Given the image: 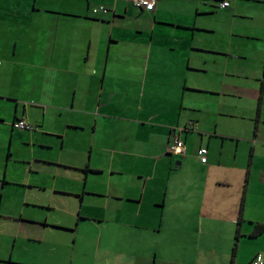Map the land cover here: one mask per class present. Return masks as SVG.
Here are the masks:
<instances>
[{
    "label": "crops",
    "instance_id": "obj_1",
    "mask_svg": "<svg viewBox=\"0 0 264 264\" xmlns=\"http://www.w3.org/2000/svg\"><path fill=\"white\" fill-rule=\"evenodd\" d=\"M221 1L157 0L149 12L132 0H0V134L11 146L25 119L33 147H67L53 163L76 175L30 191L59 199L83 235L105 234L70 264H139L140 236L165 227L194 236L196 263L264 253V0ZM175 137L185 156L168 153ZM12 257L0 250V263L20 264Z\"/></svg>",
    "mask_w": 264,
    "mask_h": 264
},
{
    "label": "rangeland",
    "instance_id": "obj_2",
    "mask_svg": "<svg viewBox=\"0 0 264 264\" xmlns=\"http://www.w3.org/2000/svg\"><path fill=\"white\" fill-rule=\"evenodd\" d=\"M20 76V72L16 73V81L20 80ZM14 77L15 74H13ZM1 81L5 85L9 82V76L4 75ZM9 93L11 92L9 91ZM4 129L7 128L4 127ZM13 133L14 140L11 146L5 130L2 135L0 134V250L3 256L6 251L13 250L12 259L20 264H70L69 259L73 254L75 255L74 259L87 260V257L89 258L90 254L92 256L95 251V245L88 244L90 241L87 240V237L93 234L99 238L101 234V242L104 243L105 234L103 231L97 234L94 229L89 232L90 235H83L82 229L79 230L75 227L76 217H66L63 219L64 221L62 220L58 211V207L61 206L59 199L46 197L42 193V196H38L39 193L30 191V188L34 187L36 183L48 184L52 179L65 177V174L71 178L76 175V173L64 169L58 171L53 163L54 160H59L62 163L66 161L67 147L63 153H60L56 147H52L53 149L33 147L25 141V139H29L27 131H13ZM82 140L83 138H80V146ZM72 145L79 147L78 142ZM47 203L53 207H47ZM38 204L40 206H37ZM84 214L86 212H83ZM43 221L46 223L59 222V225L66 228L65 231L74 230L77 236L76 244L72 245L73 232L53 228L55 225L52 224L43 229ZM82 222L84 225L89 226L90 224L88 221L83 220ZM163 229L162 234L150 232L148 235L140 236L141 245L132 249L133 254L137 253L143 260L139 264H174L172 260L180 256L190 258L195 264L197 259L194 258L193 252L197 249V240L194 239V236L191 234L192 237L188 239L187 233L168 231L166 227ZM43 230L47 233L46 239L41 238L44 235ZM9 231H11L12 237L16 235L14 240L12 237L7 238L5 232ZM30 232L32 238H27L26 235H29ZM13 242L15 243L13 244ZM159 243L163 244L162 248L159 247ZM82 245H87L88 248H81ZM157 252L165 253V255H159L155 262L154 256ZM85 253H88L89 256L86 255L83 259ZM204 255L208 256L205 253ZM112 257L114 258L113 254ZM220 259L223 263L222 257ZM99 263L105 264L104 261ZM196 264H202V262L198 260Z\"/></svg>",
    "mask_w": 264,
    "mask_h": 264
},
{
    "label": "built area",
    "instance_id": "obj_3",
    "mask_svg": "<svg viewBox=\"0 0 264 264\" xmlns=\"http://www.w3.org/2000/svg\"><path fill=\"white\" fill-rule=\"evenodd\" d=\"M133 6L139 10H146V11H154L157 0H132ZM231 7L229 1L223 0L220 2V8L227 10ZM107 9L104 7H99L97 9H93L92 13L97 15L98 13H106ZM12 128L18 131H27L32 132L35 130V125L26 121L25 119H17L12 122ZM168 153L175 156H185L186 154V145L185 143L179 138L175 137L171 140L170 145L168 147ZM197 157L202 164L207 163L208 159V150L205 147L199 148L197 151ZM251 264H264V253L257 254Z\"/></svg>",
    "mask_w": 264,
    "mask_h": 264
},
{
    "label": "trees",
    "instance_id": "obj_4",
    "mask_svg": "<svg viewBox=\"0 0 264 264\" xmlns=\"http://www.w3.org/2000/svg\"><path fill=\"white\" fill-rule=\"evenodd\" d=\"M262 231H264V226H262V225H257L256 227H255V234H260V233H262ZM236 250V249H235Z\"/></svg>",
    "mask_w": 264,
    "mask_h": 264
}]
</instances>
